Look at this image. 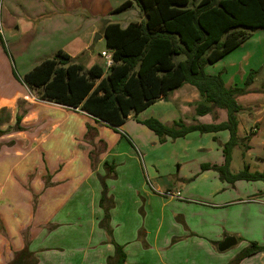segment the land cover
<instances>
[{"label": "crops", "instance_id": "obj_1", "mask_svg": "<svg viewBox=\"0 0 264 264\" xmlns=\"http://www.w3.org/2000/svg\"><path fill=\"white\" fill-rule=\"evenodd\" d=\"M126 1L0 2V68L9 74L0 82V119L8 120L0 129L24 116L23 131L0 137V264H107L116 245L126 264H229L252 243L264 247V182H231L213 169L225 165L230 133L193 132L161 143L143 125L225 123L226 110L196 114L204 100L195 87L185 85L115 131L79 109L34 102L14 79L8 51L26 60L23 77L58 52L107 74L111 58L101 51L96 61L92 36L104 33ZM262 33L206 68L207 75L221 74L227 88H244L256 72L237 98L238 136L250 140L233 149L232 175L245 167L264 174ZM170 190L182 199L157 194ZM229 239L233 245L223 250ZM241 264H264V251Z\"/></svg>", "mask_w": 264, "mask_h": 264}, {"label": "trees", "instance_id": "obj_2", "mask_svg": "<svg viewBox=\"0 0 264 264\" xmlns=\"http://www.w3.org/2000/svg\"><path fill=\"white\" fill-rule=\"evenodd\" d=\"M134 1L145 17L142 22H132L126 28L109 23L104 30L113 62L107 74L100 66L86 69L58 52L20 78V82L30 93L37 92L39 101L79 109L115 131L130 116L191 85L204 100L196 114L204 116L218 109L226 110L225 123L187 126L178 122L167 127L150 119L143 125L161 143L193 132L228 131L231 138L223 147L225 165L213 169L231 182H264V174H252L248 167L237 175L230 171L233 149L246 146L250 140L238 136L242 108L237 98L248 93L247 87L253 83L256 72L250 73L244 88H227L221 74H206L207 67L238 48L254 32L264 29V0H127L112 13L130 10ZM23 117L17 116L14 127L0 129V137L23 131ZM263 251L264 247L252 243L229 264H241ZM107 264H126L122 248L116 245L115 256L108 258Z\"/></svg>", "mask_w": 264, "mask_h": 264}, {"label": "rangeland", "instance_id": "obj_3", "mask_svg": "<svg viewBox=\"0 0 264 264\" xmlns=\"http://www.w3.org/2000/svg\"><path fill=\"white\" fill-rule=\"evenodd\" d=\"M0 2L2 3L3 0H0ZM134 5H135L134 9H130V10L126 11V12L121 13V14L112 15L110 17L111 21L113 23H120V24H129L131 22H142V20H144L145 17H144V15H142V13L140 11V8L137 6L135 1H134ZM100 25L102 26L103 24H100ZM262 32H264V31L263 30H258L256 32H254L253 34H257V35L259 34L260 35V34H263ZM4 33H5V30H4ZM3 36L4 35H2L1 37L3 39L2 41H3V44L5 45V49H6V48H8L9 45L7 46ZM98 37H103L102 30H99L98 33H95L92 36V45H93V48H94V49H92V51H93V55L96 57V61H102V59L100 57L101 51H106L107 52L106 54H107L108 57H111V53L107 49L105 39L99 40V39H97ZM94 52H96L97 55ZM5 55H6V57H8L10 63L13 65L14 79L16 80V82L21 84L20 83V78L23 77V72H22V69H21L20 66L26 60L19 59V58L18 59L13 58V56H11L9 51L6 52ZM29 61L32 64V63L39 62L40 60H29ZM4 76L5 77L6 76L9 77V74L7 73L6 69L0 68V82L5 81V77ZM27 92H29V91H27ZM31 94L34 95V96H32ZM37 95H38L37 92H32V93H30V98L32 100H34V102H36V100L38 101V99H37L38 96ZM6 121H8L7 118H5V117L3 118L2 117V123H5Z\"/></svg>", "mask_w": 264, "mask_h": 264}, {"label": "built area", "instance_id": "obj_4", "mask_svg": "<svg viewBox=\"0 0 264 264\" xmlns=\"http://www.w3.org/2000/svg\"><path fill=\"white\" fill-rule=\"evenodd\" d=\"M0 33L2 34V30L0 29ZM103 57H108L106 53L102 54ZM111 58V57H110ZM112 60H110L109 65H112ZM254 132H256V130H254ZM157 194L162 197V198H166V199H182L181 198V193L175 192V191H165V192H157Z\"/></svg>", "mask_w": 264, "mask_h": 264}, {"label": "water", "instance_id": "obj_5", "mask_svg": "<svg viewBox=\"0 0 264 264\" xmlns=\"http://www.w3.org/2000/svg\"><path fill=\"white\" fill-rule=\"evenodd\" d=\"M100 38L101 37H98L97 39H99L100 40ZM96 39V40H97ZM233 243H234V240H232V239H229V240H227L225 243H224V248H223V250H225V249H228L229 247H231L232 245H233Z\"/></svg>", "mask_w": 264, "mask_h": 264}]
</instances>
